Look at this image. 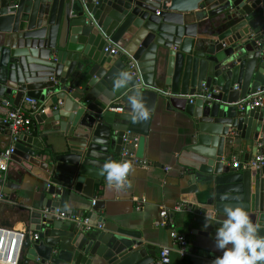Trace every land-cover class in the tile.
Returning a JSON list of instances; mask_svg holds the SVG:
<instances>
[{
	"label": "water",
	"instance_id": "1",
	"mask_svg": "<svg viewBox=\"0 0 264 264\" xmlns=\"http://www.w3.org/2000/svg\"><path fill=\"white\" fill-rule=\"evenodd\" d=\"M222 13L235 22L228 28L239 26L224 38L226 28L218 34L206 30ZM262 29L264 0H0V98L15 94L14 107L24 97L37 100L42 112L33 119L58 122L64 134L63 147L47 153L37 138L12 135L0 120V151L12 145L10 159L37 167L47 183L29 254L36 256L42 243L53 264H90L94 257L107 264H157L161 249L143 242L138 231L85 232L42 214L59 207L53 197L64 188L84 185L83 193L92 197L85 188L100 182L103 164L116 159L124 139L135 142L134 156L142 159L158 104L192 119V141L179 156L191 190L212 182L216 212L240 205L264 235V164L254 172H227L217 152L220 137L251 141L254 153L243 161L255 156L258 138L264 145L260 109L238 108V100L264 91ZM121 71L133 77L126 89L114 86ZM136 87L150 112L147 120L132 119L128 97ZM98 136L103 144L95 142ZM98 209L95 201L81 216L102 223ZM51 230L60 232L46 238ZM210 258L214 254L199 251L190 264H211Z\"/></svg>",
	"mask_w": 264,
	"mask_h": 264
},
{
	"label": "crops",
	"instance_id": "2",
	"mask_svg": "<svg viewBox=\"0 0 264 264\" xmlns=\"http://www.w3.org/2000/svg\"><path fill=\"white\" fill-rule=\"evenodd\" d=\"M231 21L223 13L213 17L209 20L207 33L218 34L220 29L226 28L227 30L221 34L224 38L239 28L238 25L228 28L230 23H235ZM15 96L12 93L2 98L13 101L17 98ZM4 118L5 114L0 112V120ZM192 132L190 117L164 104H158L151 116L145 137L144 157L137 159L134 156L135 142L125 141L126 139L122 151L126 148L130 154L124 156L121 151L116 155L115 160H128L133 164L124 187L118 189L114 185L109 186L103 176L98 184L85 188L86 192H92V197L83 193L84 185H81L79 190H75L73 186L64 188L60 197H53V200L60 202L55 210L86 214L90 209L91 201L95 199L99 202L97 218H102L103 228L93 231L118 227L138 231L143 242L160 249L171 248L169 264H190V259L197 256L199 251L207 255L214 254V258L221 255L222 250L216 248L214 237L216 229L220 226L217 221L223 218V214L216 212L210 201L214 185L212 182L196 183L197 190L193 192L191 190L193 185L186 175L185 167L179 163L181 151L192 141ZM29 135L37 138L40 142L39 147L47 153L57 152L63 147L64 134L59 130L58 122L39 124L33 119ZM220 138L221 143L217 152L222 155L227 172L232 171L233 160L239 158L238 161H243V158L254 153L249 140H233L230 136ZM258 141L262 144L259 138ZM262 150L264 152V148ZM242 171L245 170H234V172ZM43 176L44 172L37 167L18 160L9 159L5 168L0 169V179L5 190L0 195V228L20 231L24 235L18 264H44L45 261H50L46 259L49 255L47 247L42 243L37 247L36 256L28 252L33 247L29 241L30 237L39 234L34 221L35 213L42 212L41 191L47 184ZM181 202L188 203L190 211L171 212L174 231L186 237L188 252L193 249V253L189 252L184 258H181L176 250L177 246L170 236L171 228L154 226L161 208L172 210ZM206 216L213 217L207 222V227H205ZM59 232L51 230V233H46L45 237ZM90 264L107 263L99 257H94Z\"/></svg>",
	"mask_w": 264,
	"mask_h": 264
},
{
	"label": "built area",
	"instance_id": "3",
	"mask_svg": "<svg viewBox=\"0 0 264 264\" xmlns=\"http://www.w3.org/2000/svg\"><path fill=\"white\" fill-rule=\"evenodd\" d=\"M74 1V0H72ZM263 34L264 41V29L261 30ZM110 52L112 54H117L118 49L116 47H111ZM238 89L235 86V90ZM0 106L7 109L8 112L5 115L4 121L8 123V129L11 131L12 135L18 134H30L32 129L33 117L35 114L42 112V106L35 99H30L24 97L20 102L19 106L14 107L13 102L9 98H1ZM245 107L255 108L258 107L262 114L264 115V91H259L256 94L248 96L247 98L240 100L238 102V108L244 109ZM112 111L121 112L120 108H110ZM263 143L257 145L258 151L255 156L251 157L247 161L233 160L231 163V168L234 170H257L264 164V152ZM13 153V146H10L5 151H0V169L5 168L6 163L10 159ZM122 155L126 156L130 154L128 149H123ZM95 199L91 201V207L95 204ZM180 211H190V205L185 202L177 203L172 210L168 208H161L158 214V219L155 220L154 226L156 228H171L170 236L177 246V252L181 258L189 255L188 252V242L185 236L177 233L173 229V214L172 212ZM43 217L53 216L58 220L68 222L73 225L76 229L83 230L85 232H90L93 230L102 229V223L92 224L89 218L84 215L81 216L76 212H70L65 210H43ZM23 232L9 230L5 228H0V264H18V257L20 254V249L24 243ZM38 238V233L33 234L29 241L33 242ZM171 253V248L163 247L160 250L159 258L157 264H169V256ZM44 264H53L50 261H45Z\"/></svg>",
	"mask_w": 264,
	"mask_h": 264
},
{
	"label": "clouds",
	"instance_id": "4",
	"mask_svg": "<svg viewBox=\"0 0 264 264\" xmlns=\"http://www.w3.org/2000/svg\"><path fill=\"white\" fill-rule=\"evenodd\" d=\"M132 75L128 71H121L114 80L117 89L128 88ZM128 97L132 110V119L147 120L150 112L142 98L139 87L132 90ZM97 144H103L102 136L96 137ZM133 164L128 160H110L103 164L102 173L109 186L123 188ZM67 208V205H66ZM223 218L218 220L219 227L215 231V245L222 250L211 264H264V235L261 226L253 222L248 211L240 205L226 204L222 210ZM213 217L206 216V224Z\"/></svg>",
	"mask_w": 264,
	"mask_h": 264
}]
</instances>
